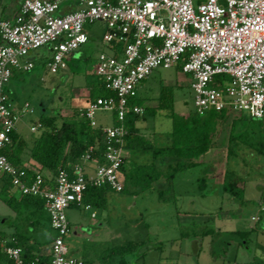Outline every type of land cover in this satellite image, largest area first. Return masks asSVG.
<instances>
[{"label": "built area", "instance_id": "2783aa9c", "mask_svg": "<svg viewBox=\"0 0 264 264\" xmlns=\"http://www.w3.org/2000/svg\"><path fill=\"white\" fill-rule=\"evenodd\" d=\"M12 20L0 18V175L11 179L12 191L45 201L51 239L48 264H86L71 256L66 244L70 233L67 211L83 207L88 186L123 192L128 113L145 109L130 102L142 83L159 68L181 66L191 78L195 112L230 110L264 118V0H76L77 10L61 14L62 0H20ZM106 24L104 42L125 45L120 57L105 52L97 59V76L115 96L100 97L80 109V116L94 128L98 112H113L116 124L103 127L105 151L101 159L86 154L54 177L43 173L28 182L27 169L13 164L4 150L25 115L35 113L28 103L16 106L7 87L14 73L34 69L28 56L47 46L51 72L68 68V58L89 42L86 27ZM43 124H33L35 134ZM264 213V201L261 204ZM95 217V213L93 214ZM8 264L27 261L21 247L2 244Z\"/></svg>", "mask_w": 264, "mask_h": 264}, {"label": "rangeland", "instance_id": "374dc122", "mask_svg": "<svg viewBox=\"0 0 264 264\" xmlns=\"http://www.w3.org/2000/svg\"><path fill=\"white\" fill-rule=\"evenodd\" d=\"M194 1L198 3L202 0ZM86 28L91 38L85 45L86 50L76 51L71 56L74 60L71 64L77 62L80 72H75L71 67L51 72L47 67L51 57L47 47L31 52L30 60L35 64V69L24 73L16 71L7 92L16 104L28 103L35 110L34 114L23 118L21 125H24V135L32 136L30 128L43 113L56 116L61 113L65 116L74 108H79L86 101L82 88L91 90L99 81L96 73L98 56L102 52H109L108 45L103 40L107 26L98 21ZM191 83L190 76L177 67L159 68L141 85L140 96L145 98L144 106H153L156 105L160 85L170 86L174 90L175 112L188 116L195 112V95ZM61 98H64L65 104L61 103ZM167 114L161 111L138 124L140 133L155 146H165L171 141L169 132L172 130V121ZM236 115L237 112L232 114L231 122L238 117ZM246 115L249 114L245 113L244 116ZM96 121L98 125L113 126L116 124L115 114L98 112ZM230 125L231 123L218 127L214 147L200 157L198 167L175 176L173 188L164 200L159 197L158 189H162L160 183L152 190L137 194L132 190H109L106 207L103 209H69L67 214L71 227L66 236V244L70 254L79 259H96L107 247L116 248L134 242V252L126 256L130 264H233L241 249V242L256 244V236H253V232L248 233L244 239L231 233L220 234L218 227L228 231L235 230L236 219H224V215L228 213L235 214L242 209L246 219L256 212L258 202L264 197V156L240 142L230 141L231 134L239 135L245 131V128L238 127L232 132ZM250 134L251 130L247 135ZM231 147L234 151L232 154L229 153ZM125 157L129 168L135 163L152 162L149 150H126ZM227 170L235 171L245 179L244 204L224 192L223 179ZM201 180L206 181L203 189L200 186ZM2 198L4 199V195ZM0 206L10 215L8 219L12 224L20 222L26 234L33 233L39 241L46 244L48 250L51 249L50 240L55 232L47 226L49 219L46 212L38 216L40 224L34 227L36 230L33 232L25 219L26 213L19 216L8 204ZM94 211L98 214L96 219L91 216ZM179 215L197 216L199 222L184 223ZM208 217L215 219L216 224L207 226L208 230L214 229L218 233L215 236L203 234L206 224L202 221ZM241 223L238 224L239 227H246ZM246 223L252 224L248 219ZM115 261L116 259L113 260ZM94 264L102 263L96 260Z\"/></svg>", "mask_w": 264, "mask_h": 264}, {"label": "trees", "instance_id": "16d2710c", "mask_svg": "<svg viewBox=\"0 0 264 264\" xmlns=\"http://www.w3.org/2000/svg\"><path fill=\"white\" fill-rule=\"evenodd\" d=\"M109 47L114 51L116 57H120L125 45L114 41ZM176 67L182 71L181 66ZM98 79L99 81L90 90L88 104L100 97L115 96L106 89L105 84L99 77ZM144 100L145 98L138 96L130 102L131 105L144 107L145 113L143 115L128 113L126 126L129 130V136L126 138L125 148L126 150L151 151L152 162L148 164L135 163L133 167L127 168L125 161L122 166L125 175L123 192L132 190L134 194H137L138 192L152 190L162 183V189H158V191L160 199L164 200L167 193L173 188L175 176L185 170L198 167L200 157L214 147L217 129L222 125L231 123L232 132L238 127L245 128V131L239 135L231 134L230 141L240 142L264 156V118L254 119L249 115L244 116L245 112H238V115H236L238 117L231 122L230 118L234 112L230 110L208 111L204 115L196 112L188 116L179 115L175 112L173 88L162 84L155 99L156 105L144 106ZM80 109L74 108L70 114L65 116L61 113L57 116L43 113L37 121L43 124V129L33 138L31 147L26 141L18 139L16 131L12 134L13 143L4 150V154L8 156L13 164L22 165L27 169L28 182H32L39 173H43L46 177L56 176L59 170L66 168L70 162L77 161L86 154L91 146L94 148L93 157L95 159L99 160L103 157L105 151L104 132L102 128H94L89 121L83 119L80 116ZM161 111L167 112L172 121V130L169 132L171 141L165 146H155L140 133L137 124L145 121L147 117L156 116ZM252 124L254 125L252 126ZM250 130L251 134L247 135ZM25 151L28 152L32 162L31 165H23L22 156ZM229 153H234L232 147L229 148ZM3 176L7 178L5 189L2 192L4 201L17 213L33 208V215L37 218L36 222L40 223L38 216L46 212L45 201L31 195L20 196L19 198L9 196L7 191L12 187L11 179L7 175ZM200 182L201 188H205L206 181L201 180ZM109 190L112 189L109 187L88 186L84 194V205L91 208H105ZM223 190L232 199L239 200L241 204L246 202V181L235 171L227 170L225 172ZM230 233L242 239L248 234V232L241 231ZM203 234L215 235L218 233L206 228ZM27 241L34 240L31 237L20 235L15 238V241L10 242L9 246H25L28 244ZM37 244L36 248L31 245L25 246L23 248L24 257L27 261L39 258V264H48L50 256L40 255L42 245L41 243ZM135 248L136 243L134 242L116 248L107 247L96 259L86 258L83 260L86 264H94L96 260H99L102 264H130L126 256L133 253ZM0 259H6L10 262L8 257L1 252ZM114 259H116L115 262H113Z\"/></svg>", "mask_w": 264, "mask_h": 264}, {"label": "crops", "instance_id": "0c3cea01", "mask_svg": "<svg viewBox=\"0 0 264 264\" xmlns=\"http://www.w3.org/2000/svg\"><path fill=\"white\" fill-rule=\"evenodd\" d=\"M62 1L63 2L61 5V11H60L61 14H65V13L73 12V11L77 10L78 6H77L76 0H62ZM199 2H201V1H199ZM20 3H21L20 0H0V18L6 19V20H12L16 16V14L18 13V11L20 9ZM90 40H91V38L89 36V42H90ZM47 48H48V51L51 53V47L47 46ZM108 48H109V52L108 53L105 52V53H107L109 55H114V51L111 49V47H109V45H108ZM80 50H86L85 45L83 47H81L78 51H80ZM71 56L68 58V68L71 67L75 72H80V70L78 69V67L76 65L77 62L74 64H71L74 61L73 59H71ZM28 60L31 61L30 55L28 56ZM34 69H35V67H34ZM20 73H24V72H20ZM15 75L16 74H14L13 78H15ZM140 87H142V86H140ZM82 89H83L82 94H83V97L86 98L85 99L86 101L79 108H84L88 105V100H89V95H90V90H88L87 87H83ZM7 91H8V88H7ZM138 96H140V90H139ZM64 98L66 99V97H64ZM64 98H61V99H63L62 100L63 102L61 101L62 104L66 103ZM148 98H149V100L151 99L150 96ZM14 104L16 106L24 105V104H22V105L16 104L15 102H14ZM22 122H23V120L19 123L15 133H16L19 140L26 141V143L31 147L33 145V138L35 137V135L31 131H30L31 135H32L31 137L24 135V133H23V130H24L23 126L24 125H21ZM138 124H137V127H138ZM98 126L100 128L109 127V126H103V125H98ZM22 160H23V165H26V164L31 165V163H32L30 161V158H29L27 151L24 152V154L22 156ZM125 165L127 167V160H126ZM127 168H129V167H127ZM6 183H7V178L0 175V205L1 204L7 205L6 202L4 201V199L2 198V192L5 189ZM7 194L9 196H14L17 198L20 197L19 195L14 193L12 191V189L7 191ZM263 201H264V197L261 198L260 201L258 202L256 212L254 211V213H251L249 216H247L248 218H246V219L244 218V212L242 211V209H239L235 214L234 213H231V214L228 213V214L224 215V219H228L230 221L236 219L235 221H237V225L235 224V230L228 231V230L223 229V227H221V226L218 227V230H219L218 232L220 234L241 231V232H248V233L253 232V236L254 235L256 236V244H247V243L244 244L243 241L241 242L242 243L240 246L241 249L239 250L238 255H237L236 259L234 260L233 264H264V213L261 212V204ZM72 208H75V207H72ZM91 209L92 208H90V210ZM33 212H34V209L29 208V209H25L22 213H17V214H19V216H22L24 213H26L25 219L27 221V224L29 226H31V228H33L32 229L33 232H35L36 229L34 227L39 226L40 223L36 222L37 218L34 217ZM27 213H28V215H27ZM94 213H95V217H93ZM8 216H10V215L6 212V210L4 208H1V206H0V246L2 244L10 245V242L15 241V238L22 235L25 237H31L34 240V241H27L28 244H26L25 246L31 245V246H34L36 248L38 245L37 243H41L42 247H41L40 255H48L49 254L50 250H48V247L46 246V244H43L41 241H39L33 233L26 234L24 232V229L22 228L20 222H16L15 225L12 224V222L9 221ZM91 216L93 219H96L98 214L96 211H94ZM179 217H180L179 219H182L181 221H183L184 223L190 222V223L197 224L199 222L198 221L199 217H197V216L194 217V216H189V215L188 216L187 215H179ZM247 219L250 220L252 222V224L247 225V223H246ZM241 222L246 227H242V228L239 227L238 224H240ZM202 223L206 224L205 228H208L207 226H209V225L213 226L214 224H216L215 219L213 217L205 218V220L202 221ZM13 226H15V227H13ZM47 226L50 228L49 223L47 224ZM70 227H71V224H70ZM12 228H14V231H12ZM215 235H217V234H215ZM215 235H213V236H215ZM25 246L21 245L20 247L24 248ZM14 247H16V246H14ZM227 250H228V248H227ZM35 252L37 253L38 251L36 250ZM69 252H70V250H69ZM2 254H4V253H2ZM0 264H8V261L6 259H0Z\"/></svg>", "mask_w": 264, "mask_h": 264}]
</instances>
